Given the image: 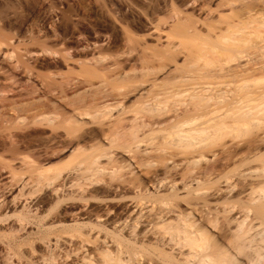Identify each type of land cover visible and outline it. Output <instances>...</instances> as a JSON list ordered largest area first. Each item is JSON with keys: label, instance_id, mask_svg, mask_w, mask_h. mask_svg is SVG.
<instances>
[{"label": "bare ground", "instance_id": "6f19581e", "mask_svg": "<svg viewBox=\"0 0 264 264\" xmlns=\"http://www.w3.org/2000/svg\"><path fill=\"white\" fill-rule=\"evenodd\" d=\"M145 1L0 26V264H264V0Z\"/></svg>", "mask_w": 264, "mask_h": 264}, {"label": "rangeland", "instance_id": "374dc122", "mask_svg": "<svg viewBox=\"0 0 264 264\" xmlns=\"http://www.w3.org/2000/svg\"><path fill=\"white\" fill-rule=\"evenodd\" d=\"M119 1H121V0H119ZM119 1H117V0H104V1L103 0L102 1L101 0H0V26L2 25L1 27L3 28L4 24H5L4 28L7 29L9 26H11V24L13 25V23H15V26H19V28L21 30L20 38H21V40H23L22 42H24L25 39H26L25 42L26 41L29 42V40L32 37H34V36H31V34L33 33V35H35L34 32L37 30V26L40 24H42L44 26V32L47 31L46 33H48V35L54 34L52 29L50 30V25H48L49 20H50L48 17L49 16L51 17V14H52V16H54L56 13V15L58 17L56 19V21L59 25V29H58L59 34L57 32L53 37H55L58 34L55 37L56 39L59 36L60 37V38L58 37L59 39H61V38L65 39L66 38V40H68V38H70V36L73 35L74 38L78 39V40H79V38L83 39V37L84 38L89 37L93 40V39H95V37H99L100 34L102 35V33H103V32L101 33L100 28H99L100 22H102L101 17H103L104 18L103 21H106V23H108V24L112 25L113 23H115V21L112 19V17H109V15H108L109 13H106V11L108 12V10L111 9L109 4L110 5L112 4L111 5V7H113L112 10H114V8H115V10L117 9L116 11H118L119 19L123 20V21L126 20V22H127L128 14H127V12L123 11V9H122L123 7H121V4ZM124 1H126V0H124ZM127 1L130 2L131 4H133L134 5L133 7H135L138 10H141L144 7H146V4H147L146 1L144 2V0H130V1L127 0ZM103 2H105V3L108 2L107 3L108 7L104 6V8L107 7L106 9H108V10L103 8V5H104V4H102ZM116 4H118V5H116ZM74 5L75 6L77 5L76 8L74 7ZM68 7H70V8L73 7L74 10H71ZM118 7H121L122 10ZM52 8H54V10ZM55 8L56 9L58 8V9L56 10ZM84 11H86V12H84ZM63 12H64V14H63ZM75 12H76V15L74 16ZM70 13L73 14L72 15L73 18L71 17ZM119 13H121V14H119ZM66 15L68 16V18L70 16L72 18V20L70 18L66 19V17H67ZM103 15H105V16H103ZM105 18H106V20H105ZM41 20H43V22H45L47 24L41 22ZM59 22H60V24H59ZM37 23H39V24L37 25ZM8 24H10V25L8 26ZM117 25H118V23L116 22L115 25H112V26L116 27L117 29L118 28L120 29V26H117ZM33 29H35V30L33 31ZM30 30L33 32H31ZM29 31H30V34H29ZM65 31H66V33H65ZM111 33H109V35ZM103 35H105V33H103ZM51 37H50V39L55 40V38H53V37L51 38ZM25 44H28V43H25ZM29 48L33 49V51H35L34 46L33 47L29 46ZM98 203L99 202H97V203L95 202L94 205L95 204L97 205ZM25 231L27 233L36 232V230L34 229V225L30 226V228L27 227ZM27 233L24 235V232H23V236L26 237L28 235ZM1 247H3V246L0 245V251L2 250Z\"/></svg>", "mask_w": 264, "mask_h": 264}]
</instances>
